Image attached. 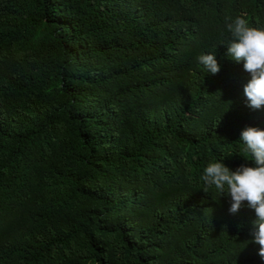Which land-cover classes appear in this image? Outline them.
<instances>
[{
    "label": "trees",
    "instance_id": "1",
    "mask_svg": "<svg viewBox=\"0 0 264 264\" xmlns=\"http://www.w3.org/2000/svg\"><path fill=\"white\" fill-rule=\"evenodd\" d=\"M242 14L264 28V0H0V264H264L254 210L201 179L264 130Z\"/></svg>",
    "mask_w": 264,
    "mask_h": 264
},
{
    "label": "clouds",
    "instance_id": "2",
    "mask_svg": "<svg viewBox=\"0 0 264 264\" xmlns=\"http://www.w3.org/2000/svg\"><path fill=\"white\" fill-rule=\"evenodd\" d=\"M226 29L231 34L226 55L233 61H243V67L251 76L244 86V95L248 106L252 109L264 107V28L250 26L245 15H239L226 21ZM198 62L204 66L208 74H217L220 65L215 53L202 54ZM245 145L244 151L249 153L254 167L241 165L232 171L222 161L210 163L201 179L207 193L214 188L221 196L230 198V214H236L246 202L254 210L251 242L259 245L258 255L264 261V130L258 127H246L240 134Z\"/></svg>",
    "mask_w": 264,
    "mask_h": 264
}]
</instances>
